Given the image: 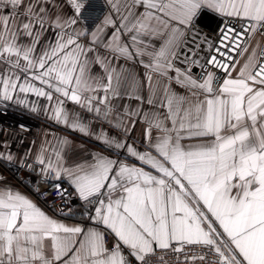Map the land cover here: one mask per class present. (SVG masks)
<instances>
[{"label":"snow or ice","instance_id":"6c2138e0","mask_svg":"<svg viewBox=\"0 0 264 264\" xmlns=\"http://www.w3.org/2000/svg\"><path fill=\"white\" fill-rule=\"evenodd\" d=\"M92 7L0 0V108L102 148L0 142L61 201L0 174V264H264V0H103L90 27ZM203 8L223 27L200 41Z\"/></svg>","mask_w":264,"mask_h":264},{"label":"crops","instance_id":"0c3cea01","mask_svg":"<svg viewBox=\"0 0 264 264\" xmlns=\"http://www.w3.org/2000/svg\"><path fill=\"white\" fill-rule=\"evenodd\" d=\"M203 9L208 11V13H212V14H215L216 16L220 17L218 14H216L213 11H210L206 8H203ZM49 36H51V33H49ZM138 70L141 73L143 72L142 68H139ZM96 71H98V69H94V72H96ZM8 107L12 108L13 110H16V111H19V112L25 114L27 116V118L31 121L32 126H33L32 131L29 133L21 132L19 130H11V129H5L3 131V135L0 137V142L6 141L10 147L11 152L16 154L17 157H23L25 151H27L32 146L31 145L32 141L35 140L38 144L43 133L46 131H52L57 136H68V137H70V139H72L75 142V145H77V146L80 144H83L86 146V148L91 149L93 151L102 150V148L99 144L91 141L88 138L81 136L78 133H73V132L67 130L66 128H64L63 126H58V125L51 123L42 114L41 115L30 114L29 112H27L23 108L13 106L11 104L8 105ZM69 107H71V105H69ZM80 155H82V153H80L79 149L77 148L75 155H74V158L78 159L80 157ZM0 174L7 177L8 180L10 181V183L15 185L16 187H18L22 192H25V193L31 195L32 198L34 200H36L35 197H33V195L29 191H27L23 186H21L18 182L13 181L11 178H9L8 174L5 173V171L1 167H0ZM37 203L39 204V206L43 210H45L50 215H52L38 201H37ZM75 204H76V207L78 209L80 206V202L78 200H76ZM77 214L79 215V212H77ZM60 219H64L65 222L69 223V224L78 222V219H71V218H60Z\"/></svg>","mask_w":264,"mask_h":264},{"label":"built area","instance_id":"2783aa9c","mask_svg":"<svg viewBox=\"0 0 264 264\" xmlns=\"http://www.w3.org/2000/svg\"><path fill=\"white\" fill-rule=\"evenodd\" d=\"M93 7L89 8L87 11H85L84 15L88 18L89 26L92 27L94 24L93 21H98V18L102 16V10L100 9L99 5L103 3V0H92ZM220 23L219 26L223 27V24L221 23L222 17H219ZM197 27H200L202 31L204 32V35L207 33L211 35L213 38L217 35V27L213 29V31L210 32V30H205L200 25H197ZM203 37V36H202ZM205 37V36H204ZM23 124L27 127L28 131H25L27 133L31 132L33 129L31 121L27 118V116L19 111L13 110L12 108L7 106V109L4 110L3 108H0V130L5 129H11V130H19L20 131V125ZM1 137V136H0ZM2 163L4 168H9L12 170V175L17 179V177L23 178V183L19 179H17L18 183L23 186L27 191H29L33 197L42 205L44 206L52 215H55V210L58 208V206L61 204L60 200L54 199V197L57 196V192L55 190H52L48 193L47 200L41 199L37 197L32 192V186L28 183L29 178L31 177L33 183L35 182L38 177L35 176V174L28 173L25 169H19L17 170V167L15 164H9L7 162L0 161ZM65 188H68V185L65 183L63 185ZM48 185H43L42 190L47 191ZM69 192H71V188H68ZM73 206L75 208L76 204L73 203ZM64 218V217H59ZM77 219H79V215L77 214ZM166 259L169 261V264H174L175 257L169 256L166 257ZM153 264H159L156 258H153Z\"/></svg>","mask_w":264,"mask_h":264},{"label":"rangeland","instance_id":"374dc122","mask_svg":"<svg viewBox=\"0 0 264 264\" xmlns=\"http://www.w3.org/2000/svg\"><path fill=\"white\" fill-rule=\"evenodd\" d=\"M212 14V13H211ZM214 16H216L215 14H213ZM209 16V15H208ZM220 23V19H218V21L216 20L215 23L213 24L212 20H211V28L212 29H215ZM200 29V27H197ZM203 36V37H202ZM205 36V37H204ZM205 38H207L208 40H211L213 39V37L209 34H205L204 35V32L202 31V29H200V32H199V40L202 41L204 40ZM0 167L5 171V173L8 174V177L11 178L13 181L15 182H18L17 179L12 175V170L9 169V168H4L2 163H0Z\"/></svg>","mask_w":264,"mask_h":264},{"label":"water","instance_id":"95a60500","mask_svg":"<svg viewBox=\"0 0 264 264\" xmlns=\"http://www.w3.org/2000/svg\"><path fill=\"white\" fill-rule=\"evenodd\" d=\"M209 14V18L212 20L213 24L215 23V21L219 19L218 16H214L211 13H208V11H206L205 9H202L200 12V15L197 17V23L200 25H202L203 20H204V16ZM209 30H213L211 27H209Z\"/></svg>","mask_w":264,"mask_h":264},{"label":"bare ground","instance_id":"6f19581e","mask_svg":"<svg viewBox=\"0 0 264 264\" xmlns=\"http://www.w3.org/2000/svg\"><path fill=\"white\" fill-rule=\"evenodd\" d=\"M209 14H207V15H205L204 16V20H203V24L201 25L200 24V26L202 27V28H204L205 30H209V27H211V19L209 18V16H208ZM197 25H199L198 23H197ZM218 27V26H217ZM211 31H213V30H210V32Z\"/></svg>","mask_w":264,"mask_h":264}]
</instances>
